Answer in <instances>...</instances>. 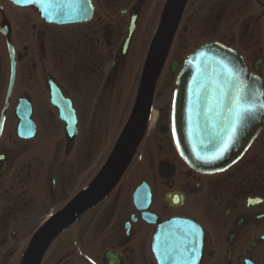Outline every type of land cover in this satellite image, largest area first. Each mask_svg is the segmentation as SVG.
Returning a JSON list of instances; mask_svg holds the SVG:
<instances>
[{
  "label": "flooded vegetation",
  "instance_id": "af4514ba",
  "mask_svg": "<svg viewBox=\"0 0 264 264\" xmlns=\"http://www.w3.org/2000/svg\"><path fill=\"white\" fill-rule=\"evenodd\" d=\"M86 1L88 20L58 25L0 0V264H24L42 228L128 149L112 186L51 235L38 264H264V124L234 164L200 174L171 122L175 82L208 45L241 58L264 106V0H183L129 135L155 33L137 38L171 0ZM135 46L147 50L136 66Z\"/></svg>",
  "mask_w": 264,
  "mask_h": 264
},
{
  "label": "water",
  "instance_id": "95a60500",
  "mask_svg": "<svg viewBox=\"0 0 264 264\" xmlns=\"http://www.w3.org/2000/svg\"><path fill=\"white\" fill-rule=\"evenodd\" d=\"M12 1L17 6L35 7L42 19L58 25L84 22L90 16V5L86 0H31L19 4ZM182 3L183 0H171L157 30L134 115L126 130L127 135L142 120L149 107L155 78ZM130 32L131 29L129 34ZM175 85L171 121L172 130L175 127L173 139L179 157L197 173L222 172L240 158L263 127L261 82L248 74L242 60L234 52L218 45H208L187 59ZM237 88L243 90L241 95L254 111L245 119L236 122L235 132L229 139L235 119L229 111V98L237 94ZM224 140H227L226 148ZM130 152L128 149L127 153L117 159L105 183L87 188L42 228L31 244L24 264H38L40 253L51 235L65 225L90 199L103 194L112 186ZM158 262L165 264L164 260Z\"/></svg>",
  "mask_w": 264,
  "mask_h": 264
},
{
  "label": "snow or ice",
  "instance_id": "6c2138e0",
  "mask_svg": "<svg viewBox=\"0 0 264 264\" xmlns=\"http://www.w3.org/2000/svg\"><path fill=\"white\" fill-rule=\"evenodd\" d=\"M15 2L19 4L25 2V0H15ZM242 91H243L242 89L237 88V94L229 98L230 100L229 111L233 113L235 118L231 125V130L229 132V139L231 138V135L234 134L235 132L236 122L245 119L248 114L254 111L253 107L244 100V97L241 95ZM173 137L175 138V127L173 128ZM223 143H224V147L226 148L227 140H224ZM222 151L223 149H221V153Z\"/></svg>",
  "mask_w": 264,
  "mask_h": 264
},
{
  "label": "rangeland",
  "instance_id": "374dc122",
  "mask_svg": "<svg viewBox=\"0 0 264 264\" xmlns=\"http://www.w3.org/2000/svg\"><path fill=\"white\" fill-rule=\"evenodd\" d=\"M144 24H145V26H146V28H148V31L147 30H142L140 33H139V35H138V38H137V40H139L141 37H144L145 38V40H146V37H145V34H147L148 35V38H147V40H146V44H147V41L149 42H151V39L153 38V35H154V33H156V30H157V28H158V24H159V21L157 20V19H151V20H144L143 21V24H142V26H141V29H143V27H144ZM140 29V30H141ZM144 38H143V40L141 41V39L139 40V41H141L142 43H143V41H144ZM133 52H132V56L130 57V60L131 61H134V64H135V66L136 65H138V63L136 64L135 63V60H136V62L138 61V60H145V57H146V54H147V50H146V48L144 49V50H142V52H139V50H138V47H133V50H132ZM139 52V53H138ZM139 65H141V63H139Z\"/></svg>",
  "mask_w": 264,
  "mask_h": 264
}]
</instances>
